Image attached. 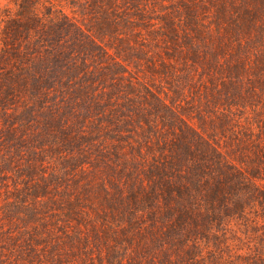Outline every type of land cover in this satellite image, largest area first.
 I'll list each match as a JSON object with an SVG mask.
<instances>
[{"label": "rangeland", "instance_id": "1", "mask_svg": "<svg viewBox=\"0 0 264 264\" xmlns=\"http://www.w3.org/2000/svg\"><path fill=\"white\" fill-rule=\"evenodd\" d=\"M0 264H264V0H0Z\"/></svg>", "mask_w": 264, "mask_h": 264}, {"label": "trees", "instance_id": "2", "mask_svg": "<svg viewBox=\"0 0 264 264\" xmlns=\"http://www.w3.org/2000/svg\"><path fill=\"white\" fill-rule=\"evenodd\" d=\"M235 179H239V175L240 178L243 175L242 171L240 169L235 168L233 173L231 174Z\"/></svg>", "mask_w": 264, "mask_h": 264}]
</instances>
